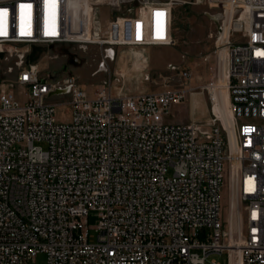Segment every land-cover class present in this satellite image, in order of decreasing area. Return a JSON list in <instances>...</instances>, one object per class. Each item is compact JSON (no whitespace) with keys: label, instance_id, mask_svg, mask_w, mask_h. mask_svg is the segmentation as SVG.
Wrapping results in <instances>:
<instances>
[{"label":"built area","instance_id":"built-area-1","mask_svg":"<svg viewBox=\"0 0 264 264\" xmlns=\"http://www.w3.org/2000/svg\"><path fill=\"white\" fill-rule=\"evenodd\" d=\"M205 1L219 34L229 23L234 144L213 109L219 77L187 89L89 92L74 74L45 75L29 59L33 46L55 59L96 45V72H107L121 48L175 45V8L190 0H80L77 9L0 0V264L40 253L46 264H221L224 254L227 264H264V0ZM197 89L209 93V124L169 121ZM223 192L233 213L225 220Z\"/></svg>","mask_w":264,"mask_h":264},{"label":"rangeland","instance_id":"rangeland-1","mask_svg":"<svg viewBox=\"0 0 264 264\" xmlns=\"http://www.w3.org/2000/svg\"><path fill=\"white\" fill-rule=\"evenodd\" d=\"M208 9L205 0H190V3L178 5L174 13V37L176 44L171 46H151L145 50L121 48L116 61L109 63V71L97 73L96 68L100 58L99 47L90 45L87 51H80L77 46H71L76 52L73 55L77 62L70 63L71 52L60 54L58 58L51 59L47 50L33 46L31 60L39 64L42 72L63 77L66 74H75L80 85L89 92H94L99 86L113 87L114 91L122 90L125 94H140L152 91H163L176 88H189L192 86L208 85L219 77L218 86L210 87L215 94L214 111L223 121L229 132L232 143L236 142L233 126V113L229 93L224 77L227 72L228 55L226 48L216 46V38L221 24L212 17L205 15ZM104 18L108 15V8L102 9ZM219 42L220 39H218ZM227 37L224 39V44ZM25 47L18 46V51ZM218 50V51H217ZM217 51V53H216ZM37 54L38 57L35 55ZM17 57L3 61L1 68L4 74L8 67L14 66ZM78 59L81 60L78 63ZM26 61L28 59L26 58ZM190 71L187 79L182 77L183 71ZM13 74L10 75V78ZM196 84V85H195ZM212 105L207 90L188 92L183 103L173 107L168 120L173 122H201L209 124ZM68 105L58 107L57 118L66 120L69 116ZM46 148V145L43 144ZM227 195L222 194V219L233 217L232 204L227 205ZM231 203H235L234 201ZM98 216L92 213L88 218V225L92 227L89 232L91 242L96 240L95 227ZM212 256L208 257L206 264ZM221 264H227V256L216 255ZM31 264H46V255L38 254L35 262Z\"/></svg>","mask_w":264,"mask_h":264},{"label":"bare ground","instance_id":"bare-ground-1","mask_svg":"<svg viewBox=\"0 0 264 264\" xmlns=\"http://www.w3.org/2000/svg\"><path fill=\"white\" fill-rule=\"evenodd\" d=\"M72 1V3H73V6L75 7L74 9H77L76 7H78L79 6V4L78 3H80V0H71ZM226 4L228 5V6H231V4H232V1L230 0V1H226ZM235 13V12H234ZM75 14H77V12H75ZM74 14V15H75ZM76 22H74V24H75ZM228 22H227V24H226V28H225V30H224V32H222V33H220V34H218V39H223V38H225V37H227V40H228V35H229V28H228ZM227 40H226V42H225V45H224V47L226 48V50H227V55H228V57H229V50H228V45H227ZM30 60H31V58H29ZM32 61V60H31ZM33 61H35V59H33ZM228 63V62H227ZM102 70H103V68H102ZM75 75V74H74ZM226 87H227V85H226ZM228 90V89H227ZM229 93V92H228ZM229 98H230V96H229ZM231 103V102H230Z\"/></svg>","mask_w":264,"mask_h":264},{"label":"crops","instance_id":"crops-1","mask_svg":"<svg viewBox=\"0 0 264 264\" xmlns=\"http://www.w3.org/2000/svg\"><path fill=\"white\" fill-rule=\"evenodd\" d=\"M224 39L225 38H223V39H221L220 41L221 42H219V40H218V36H217V38H216V45H217V47H223L225 44H224ZM193 84H191V87H193L192 86ZM196 85V84H195Z\"/></svg>","mask_w":264,"mask_h":264},{"label":"flooded vegetation","instance_id":"flooded-vegetation-1","mask_svg":"<svg viewBox=\"0 0 264 264\" xmlns=\"http://www.w3.org/2000/svg\"><path fill=\"white\" fill-rule=\"evenodd\" d=\"M69 62L75 63V62H77V58L75 56L71 55V56H69Z\"/></svg>","mask_w":264,"mask_h":264},{"label":"snow or ice","instance_id":"snow-or-ice-1","mask_svg":"<svg viewBox=\"0 0 264 264\" xmlns=\"http://www.w3.org/2000/svg\"><path fill=\"white\" fill-rule=\"evenodd\" d=\"M156 15H157V16H160V15H162V13H160V12H157V13H156Z\"/></svg>","mask_w":264,"mask_h":264},{"label":"water","instance_id":"water-1","mask_svg":"<svg viewBox=\"0 0 264 264\" xmlns=\"http://www.w3.org/2000/svg\"><path fill=\"white\" fill-rule=\"evenodd\" d=\"M80 62H81V60L78 59V63H80Z\"/></svg>","mask_w":264,"mask_h":264}]
</instances>
